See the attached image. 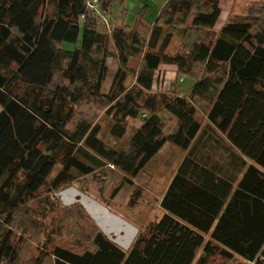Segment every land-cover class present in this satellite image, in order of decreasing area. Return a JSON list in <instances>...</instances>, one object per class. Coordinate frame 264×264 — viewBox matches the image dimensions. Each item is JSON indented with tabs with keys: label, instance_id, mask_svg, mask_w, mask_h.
I'll return each mask as SVG.
<instances>
[{
	"label": "trees",
	"instance_id": "16d2710c",
	"mask_svg": "<svg viewBox=\"0 0 264 264\" xmlns=\"http://www.w3.org/2000/svg\"><path fill=\"white\" fill-rule=\"evenodd\" d=\"M86 1L0 0V264H20L29 243L32 264H264V4L214 31L218 0H165L152 22L140 13L133 27L124 7L112 12L124 0H98L99 13ZM177 24L181 50L168 55ZM108 58L115 68L103 92ZM160 63L175 67L166 91L153 83ZM186 74L195 81L182 92ZM85 95L109 103L114 137L126 118L139 119L123 146L106 145L86 119L66 127ZM165 142L184 155L163 213L127 249L77 202L52 209L49 230L32 215L41 187L55 191L106 164L132 184Z\"/></svg>",
	"mask_w": 264,
	"mask_h": 264
},
{
	"label": "rangeland",
	"instance_id": "374dc122",
	"mask_svg": "<svg viewBox=\"0 0 264 264\" xmlns=\"http://www.w3.org/2000/svg\"><path fill=\"white\" fill-rule=\"evenodd\" d=\"M164 3L165 0H124L122 5L114 4L112 12L116 15L124 7V21L133 27L138 21L137 18L140 13L144 21L152 22ZM255 3L264 4V0H218L220 14L213 30L218 31L228 19L245 14ZM104 19L108 22L109 18H103L102 24L105 25ZM187 20L189 21V19ZM182 26V24H177L174 29L166 48L168 55H173L181 50ZM61 46L68 49L72 48V44L68 42H62ZM138 61L139 56L133 57L129 60L128 66L136 70ZM107 64L108 73L101 86L103 92L109 88L115 68L113 58H108ZM174 69L172 64H159L153 77L155 90H167L170 83L175 80ZM177 77L182 92L188 90L195 81V78L189 74ZM132 83L133 77L129 75L125 85L130 86ZM108 106L109 103L102 96L85 95L74 105V114L66 127L73 126L79 118L86 119L92 124H98L97 137L106 145L117 149L126 143L133 129L139 125V119L126 118L124 134L121 137H114L110 134L112 119L110 115L106 114ZM201 119L204 121L203 117ZM174 126L175 120H172L168 124V129ZM182 153V149L176 145L165 142L142 170L131 178L132 184L122 182L123 173L106 164L89 174L78 176L55 191L49 192L46 187H41L36 196L29 201L31 213L42 219L49 230L50 219L55 214L52 209L69 206L77 202L99 229L101 227L110 229V234L107 236L110 240L118 243L119 246L124 242L123 247H120L127 249L135 234V229L132 226L140 227L139 231H142L150 222L161 216L162 209L159 206V201L178 166V162L181 160ZM117 187V191L114 192ZM91 212L92 214H90ZM60 242L58 238H53V243L59 244ZM33 251L34 245L29 243L28 247L21 251L20 264H32L29 257ZM214 261L215 264H223L219 258H215ZM236 263L230 261L225 264Z\"/></svg>",
	"mask_w": 264,
	"mask_h": 264
},
{
	"label": "crops",
	"instance_id": "0c3cea01",
	"mask_svg": "<svg viewBox=\"0 0 264 264\" xmlns=\"http://www.w3.org/2000/svg\"><path fill=\"white\" fill-rule=\"evenodd\" d=\"M173 66H174V65H173ZM174 68H175V67H174ZM182 152H183V153H182L181 159H182V157H183V155H184V151H182ZM225 156H226V155H224V157H225ZM224 157L221 159L220 162H225V161H223ZM180 161H181V160H180ZM180 161L178 162L177 165H179ZM177 167H178V166H177ZM177 167H176V169H177ZM175 171H176V170H175ZM174 173H175V172H174ZM173 175H174V174H173ZM173 175H172V176H173ZM171 178H172V177H171ZM168 183H169V182H168ZM107 211H108V210H107ZM162 213H163V210H162ZM90 214H92V212H91ZM92 217H93V215H92ZM93 218H94V217H93ZM94 219H95V218H94ZM95 221H96V220H95ZM97 221H98V220H97ZM132 227L135 229V234H134V236H133L132 239H131V240L133 241V239H134L135 235L138 233L140 227H139V228H138V227L136 228L135 226H132ZM100 230H101V231L103 232V234L106 235V236H108V235L110 234V229H109V228H108V229H106V228L104 229L103 227H101ZM132 241L129 242L127 248L129 247V245L131 244ZM123 243H124V242H122L121 244L119 243L121 247H123ZM117 244H118V243H117ZM118 246H119V245H118ZM122 249H123V248H122ZM238 259H239V258H238ZM249 264H252V263L249 262Z\"/></svg>",
	"mask_w": 264,
	"mask_h": 264
},
{
	"label": "built area",
	"instance_id": "2783aa9c",
	"mask_svg": "<svg viewBox=\"0 0 264 264\" xmlns=\"http://www.w3.org/2000/svg\"><path fill=\"white\" fill-rule=\"evenodd\" d=\"M86 6L92 10H94L95 12L99 13L100 9L98 6V0H87L86 1ZM82 17V15L80 16ZM104 21L106 22V20L104 19ZM105 25L107 26V22L105 23Z\"/></svg>",
	"mask_w": 264,
	"mask_h": 264
}]
</instances>
